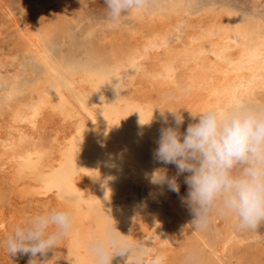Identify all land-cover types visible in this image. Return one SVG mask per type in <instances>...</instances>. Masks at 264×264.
I'll return each instance as SVG.
<instances>
[{"label": "bare ground", "instance_id": "obj_1", "mask_svg": "<svg viewBox=\"0 0 264 264\" xmlns=\"http://www.w3.org/2000/svg\"><path fill=\"white\" fill-rule=\"evenodd\" d=\"M55 2L51 24L21 27V14L13 19L9 10L0 19L18 32L14 56L0 58V228L6 219L16 224L28 205L32 215L70 208L75 234L40 257L91 264L87 239L113 225L149 264L157 236L185 206L151 179L166 166L154 158L161 110H180L184 132L196 122L190 111L264 105V2L156 0L115 28L81 27L75 5ZM198 232L174 239L161 253L167 264H180L189 249L203 264H264V240L229 218L215 235ZM135 259L126 252L111 264Z\"/></svg>", "mask_w": 264, "mask_h": 264}, {"label": "clouds", "instance_id": "obj_2", "mask_svg": "<svg viewBox=\"0 0 264 264\" xmlns=\"http://www.w3.org/2000/svg\"><path fill=\"white\" fill-rule=\"evenodd\" d=\"M104 4L107 22L115 28L126 19L148 13L156 7V0H104ZM166 111L173 114L174 125L168 123ZM161 115L165 126L160 129L154 158L175 164L177 173L169 177L166 168L156 169L152 182L167 183L171 191L179 193L177 177L189 173L185 177L188 194L183 202L194 213L195 231L206 229L222 216L234 221L238 230L257 232L264 225V105L190 111L196 122L188 124L184 132L180 130L184 123L180 110H161ZM75 228L72 209L51 208L15 224L0 240V247L9 255L31 253L29 264H41L37 254L61 246L75 234ZM125 237L113 225L90 236L86 244L91 264H111L115 255L126 252L136 254L134 264H145L138 253L141 246ZM149 264H167V258L157 255ZM180 264L203 262L195 249H189Z\"/></svg>", "mask_w": 264, "mask_h": 264}, {"label": "rangeland", "instance_id": "obj_3", "mask_svg": "<svg viewBox=\"0 0 264 264\" xmlns=\"http://www.w3.org/2000/svg\"><path fill=\"white\" fill-rule=\"evenodd\" d=\"M211 1H215V0H202V3L207 4V3H210ZM218 1H221V0H218ZM237 1H239V0H234V1L233 0H223V2H225L227 5L232 6V7H236V6L238 7L239 6V3ZM262 1L264 2V0H262ZM63 2H64V3H62L63 5H66V4L71 5V3H72V5H75L79 9L82 20L85 19L82 21L83 26H81V27H84L88 22H91L92 24L96 25L99 28L104 27V25L106 23H108L107 19H106V6L104 4V0H84V1L83 0H63ZM0 5L3 6V8L5 9V10L3 9L2 12L0 10V19H1L2 15L7 18L6 12L8 10H9L8 12L10 13V15H12L10 17L13 19H17L21 14V16H20V23L22 25L21 27H25V28L26 27L31 28V27L38 26L41 24H51L53 22H56L59 18V10L56 7L55 0H0ZM262 9L263 8H261L260 10H262ZM88 15H90V16H88ZM13 29L14 28H12V27L9 28V26L4 25L3 22H0V32H2V34H0V58H4V57L11 58L14 56V54H11L10 52L14 51V53H15L16 43L18 41V39H17L18 38V32L15 31V29L14 30ZM80 29L81 28H79L78 33H80L79 32ZM15 32H16V34H15ZM8 33H9V35H8ZM13 33L15 35H13ZM11 35H12V38H11ZM8 68H10V67H8ZM165 168L168 170L167 174L169 177L176 175L177 168H176L175 164H166ZM187 175H189V173L185 172L183 174H180L177 177L178 183L180 184L179 193L171 191L169 189L167 183H162L163 192L166 193V195L172 196V197L177 195L178 197L177 196H175V197H177V199H180L182 201V202L181 201L180 202L183 203V206L184 205L185 206L183 207L184 210L182 211V213L175 211L177 213V216L173 215V213H172V218H171V221L169 222V225H168L170 228L168 226H166L165 229L157 236L153 247H154V251L156 250V253L158 255L160 254V256H161V253H162V255H164L170 251V248L173 244L174 239H177L178 241H181V243L182 242L184 243V242H186L185 239L188 238L189 240H191L192 238H194L195 233L196 234L198 233V235H199V232L195 231V228L192 224V221L194 219V213L191 211V209L187 206L186 203L184 204V202L182 200L188 194V185L185 183V177ZM144 194L145 193L141 192V193H138L137 196H139L140 198L144 197L143 199L146 198V200H147V196H146V194L145 195ZM141 195H142V197H141ZM186 206H187V208H185ZM6 207H7V211H10L11 209L13 210V208H10L8 206V202H7ZM25 211H26V214L23 216L22 219H19L16 222V224L18 222L26 219V217L28 218L29 216H32V214L34 212V210H31L29 205ZM185 211L188 213H186ZM175 212H174V214H176ZM173 216H175V217H173ZM177 217H178V220H177ZM224 219H225V217L218 216L215 218L214 222L211 223L209 227H207L208 231L211 232V235H215L216 230H219V227L223 223ZM9 222H10V224H9ZM175 222H177L179 224H177ZM215 222H216V224L219 223V225H216ZM8 225H9V229H8ZM14 225H15V223H14ZM14 225L11 223L10 220L8 221L6 219L5 228H2V229L0 228V234L3 233L2 235H0L1 240L7 236V234L9 233V231L12 229V227ZM183 228H185V229H183ZM192 228H193V230H192ZM209 228H212V231H211V229L209 230ZM179 231H181V232L179 233ZM187 231L190 233H188ZM257 232L259 233V235L257 234ZM257 232H253L254 235H256V237L258 239L264 240V225H261L260 228L257 230ZM165 234H166V237L163 236ZM167 235H168V237H167ZM182 235H183V237H182ZM188 239H187V241H188ZM170 240H171V242H170ZM242 249L244 250L245 247H242ZM0 250H1L0 251V264H29V261L31 259H33V257L27 256V254L23 253V252H18V253L9 255L3 247H0ZM160 250H161V252H160ZM162 250H164L163 251L164 253L162 252ZM38 254H37V259L42 264H48V262H52V264H62V263H60L61 261L59 259L48 258V261H46V258L40 257L41 253H38Z\"/></svg>", "mask_w": 264, "mask_h": 264}]
</instances>
